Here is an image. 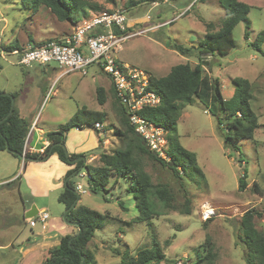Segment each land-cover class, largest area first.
Segmentation results:
<instances>
[{"label":"rangeland","instance_id":"374dc122","mask_svg":"<svg viewBox=\"0 0 264 264\" xmlns=\"http://www.w3.org/2000/svg\"><path fill=\"white\" fill-rule=\"evenodd\" d=\"M85 1L88 4L84 10L86 17L83 16L85 18L80 22L103 10L120 9L126 12V22L134 30L147 26V33L133 36L123 43L117 57L122 62L147 69L156 77L166 75L172 66L179 63L189 62L195 66L200 60L197 49L191 56H184L173 49L172 44L197 46L209 30L206 22H212V29L218 30L225 16L220 0H136L138 5L130 9L125 4L129 0ZM242 1L251 6L248 13L250 39L244 36L246 23L239 22L233 30L236 47L226 56L202 55V60L206 62L205 73L221 80L226 98L235 92L233 77H245L252 82L250 104L258 114L261 126L255 130L253 138L240 142V153L226 144L217 118L207 111L204 104L199 100L186 104L177 121L179 140L185 148L196 153L205 178L194 175L182 181L159 161L144 157V168L154 184L170 186L175 206L167 209L158 197L153 196L155 208L165 213L155 215L149 222L133 221L138 210L134 194L129 190V177L116 179L113 176L106 192H94L87 177L82 176L86 169H80L81 172L73 179L75 184L81 183L87 190L80 193L81 203L110 214L88 244L97 264H119L121 257L115 250L123 252L128 246L135 255L139 249L152 246L154 240L159 241L172 264L195 261L207 255L209 249L213 252L212 258H205L201 264H246L245 246L239 234L241 218L247 210L257 212L254 224L264 232V54L249 44L264 31V0ZM74 26L71 22L59 21L44 5L31 11L22 9L20 0H0V46L14 41L24 47L29 44L38 46L64 37L73 31ZM261 46L264 49V42ZM2 64L0 91L15 94L17 107H22L21 111L31 125L26 149L30 145L34 124L61 128L82 106L105 110L108 129L104 147L88 148L85 155L98 156L103 151L112 152L126 147L127 143L119 140L115 133L125 126L112 91L113 81L101 68L94 65L82 74L79 71L63 73L56 61L44 65L36 63L33 67L6 65L9 63L4 60ZM99 86L106 94L102 104L98 101ZM96 130L85 129L87 141L89 137L97 136ZM68 148L66 146L71 153ZM25 161L24 155L20 157L7 150L0 151V264H42L48 248L40 244L43 240L36 239L49 232L51 222L55 225L65 222L63 214L66 208L58 195L37 198L31 191L20 188L21 181L26 183L25 178L24 181L23 177L19 178L26 166ZM92 161L90 163L94 165L101 164L99 156ZM245 171L247 185L244 190H239V180ZM255 183L262 193L256 190ZM188 191L191 197L189 213L184 211ZM31 202L37 203L39 209L42 202L50 206L46 210L50 219L45 227L37 219L34 220L35 225L27 220L23 205L25 203L28 207ZM206 206L214 208L215 214L204 220L201 212ZM33 244H40V250L35 248L27 254L24 245L29 247Z\"/></svg>","mask_w":264,"mask_h":264},{"label":"trees","instance_id":"16d2710c","mask_svg":"<svg viewBox=\"0 0 264 264\" xmlns=\"http://www.w3.org/2000/svg\"><path fill=\"white\" fill-rule=\"evenodd\" d=\"M22 9L34 11L38 6L44 5L56 16L59 21H68L77 24L86 16L85 7L88 5L85 0H20ZM126 6L130 9L138 5V1L129 0ZM220 4L225 8V16L218 30L212 29V22H206L209 30L205 36L199 40L197 46H184L180 43L172 44V48L184 56H191L197 49L199 62L192 66L189 62L179 63L171 67L170 71L163 76L152 75L149 88L161 96V102L155 106L145 105L138 113L147 121L155 125L165 127L168 146L167 154L170 160L163 158L156 152L150 150L146 142L137 134L135 126L130 122L129 114L125 106L116 95L114 84L112 91L119 103L118 111L121 115V122L125 126L123 129L115 130L118 139L126 142L125 148H118L112 152L103 151L99 154L100 165H94L84 160L85 152H68L66 149V134L72 128L93 129L96 122L104 124L103 130H96L98 147H104V142L108 138L107 127L105 125L107 113L105 110L89 109L82 106L77 109L72 119L61 128L52 131L54 137L49 145L42 152H31L26 149V140L30 132V124L27 119L20 115L17 104L13 99L14 93L0 91V151L7 150L15 156H23L27 160H43L51 151L69 165H74L64 175L63 190L59 193L58 199L65 208H70L66 219L74 225L73 232L61 236L59 243L52 245L45 253L42 264H97L94 252L88 247L93 239L96 229L104 226L109 213H102L92 209L80 202L81 196L76 190V184L70 174L83 166L87 172V179L90 189L94 192L108 190L113 176L116 179L129 177V190L133 192L137 216L133 221L149 222L155 215L164 214L155 208L156 196L162 201L167 209L174 208L173 194L170 186L165 184H154L150 173L144 168V157L159 161L163 166L168 167L176 177L185 181L184 178H191L194 175L204 177L205 174L197 162L194 151L185 148L179 140L177 121L181 115L183 107L188 103L199 100L204 104L211 115H214L223 131L226 144L239 151L240 142L244 139L254 137V132L261 126L258 122V114L252 109L250 100L253 97L252 82L245 77L236 76L231 79L235 86L234 94L226 98L222 92L221 80L216 76H209L205 73L202 55L226 56L236 47L233 37V30L239 22L244 21L245 38L250 39V23L248 13L251 6L242 0H220ZM125 8L129 10L127 7ZM85 16V17H83ZM83 17V18H82ZM145 24V23H144ZM150 25V24H149ZM60 39V38H59ZM264 42V31H261L255 39L249 43L251 47L258 49L264 54L262 43ZM17 41L0 46L5 49L19 47ZM203 61V62H202ZM2 58L0 57V70L2 69ZM98 101L105 102L106 94L104 88H97ZM51 132L48 133V135ZM77 158H81L77 161ZM239 160H242L240 158ZM20 177V176H19ZM246 171L240 177L238 189L244 190L246 181ZM256 190L261 192L260 186L255 183ZM186 191V190H185ZM262 192H264L262 190ZM261 192V193H262ZM191 197L189 191L185 203V212H190L189 203ZM257 212L247 210L240 223L239 239L245 246L244 258L246 264H264V232L257 229L254 224V216ZM121 257L119 264H172L168 260L158 240H154L153 245L144 247L132 254L127 246L122 252L115 250ZM213 252L208 250V254L200 256L195 261L187 264H201L205 258L211 259ZM82 257L84 260L82 262Z\"/></svg>","mask_w":264,"mask_h":264},{"label":"built area","instance_id":"2783aa9c","mask_svg":"<svg viewBox=\"0 0 264 264\" xmlns=\"http://www.w3.org/2000/svg\"><path fill=\"white\" fill-rule=\"evenodd\" d=\"M126 21L123 10H103L77 23L71 33L60 39H51L38 46L29 44L11 50L1 49L0 56L5 62L24 67L56 61L63 73L79 71L86 74L91 66H98L111 76L116 95L127 109L137 134L144 138L150 150L170 160L166 151L168 130L147 121L138 113L145 105L155 106L161 102V96L149 88L152 74L117 57L127 39L145 34L149 29L143 26L134 30ZM94 126L97 130L104 129V124L99 121ZM82 176H87V173L83 171ZM76 188L80 193L87 191L81 183ZM201 214L206 220L215 214V210L206 206ZM35 219L45 227L49 213L40 210L35 217H27L31 225L36 224Z\"/></svg>","mask_w":264,"mask_h":264},{"label":"crops","instance_id":"0c3cea01","mask_svg":"<svg viewBox=\"0 0 264 264\" xmlns=\"http://www.w3.org/2000/svg\"><path fill=\"white\" fill-rule=\"evenodd\" d=\"M11 43H14V42H11ZM6 65H11V64L9 63ZM33 66L34 65L30 67H33ZM15 103L17 104L16 98H15ZM18 108H19L18 110H19L20 115L26 118L21 111L22 107L20 106ZM55 130H57V128H54V127L45 128L44 126H39L37 124L36 125L34 124V127L32 129V134L30 135V139H29L30 145L29 147L27 145V150L31 152L43 151L50 143L47 137L48 133L55 131ZM87 136L88 134H87V131H85V129H78L77 127H75L74 129L68 131L66 134V142H65L66 146L69 147L68 149H70L71 152H76V153L84 152L88 148L97 147L98 146L97 136L94 135V136L89 137L90 138L89 141L86 140ZM83 140L86 143L83 142ZM2 156H5V155H2ZM98 156L95 154L94 155L89 154L86 156V159L88 162H91L92 160L94 161L95 159H97ZM25 165L26 166L24 168V171L23 173L19 175L20 176L19 178L21 179L23 177V181L25 178L26 183H23L20 180L21 181L20 188L22 187L24 191H27V192L31 191V194L37 198L45 197L51 194H55L54 197L59 195V193L64 188V180H63L64 175L67 173L69 169L73 168L74 166V165H69L65 163L56 154L47 156L43 160H28V162L25 163ZM20 170L21 168H19V173H20ZM20 188H19V192H20ZM20 195L22 197V191L20 192ZM50 199L52 198L50 197ZM80 202H81V199H80ZM45 203L46 202H42L43 206L42 208L40 207V209L37 207V203L35 202L34 203L31 202L28 207L24 203L23 209H24L25 215L27 212H31L35 208L37 209L36 213L40 210L46 211L48 208L50 209V206L46 205ZM49 219H50V215H49ZM51 223H52V226L50 227L49 232L36 239L37 241L43 240L40 244H42L43 246H47V248L59 243L62 235L73 232V229H74V225L69 224L66 221L58 225H55L54 222H51ZM29 241H32V240H29ZM33 241L35 240L33 239ZM24 246H25L24 250H26L25 252L27 254L29 252H32V250H35V248L40 250L39 246H36L34 244L29 247H27L26 245ZM38 257H39V254H38Z\"/></svg>","mask_w":264,"mask_h":264},{"label":"water","instance_id":"95a60500","mask_svg":"<svg viewBox=\"0 0 264 264\" xmlns=\"http://www.w3.org/2000/svg\"><path fill=\"white\" fill-rule=\"evenodd\" d=\"M13 101H14V103H15V99H13ZM53 137H54V133L51 132V133L48 135V141H49V142L52 141ZM141 139L144 140L143 137H141ZM50 154H51V151H50V153L48 154V156H50ZM24 158H25V157H24ZM83 158H84V160H86V157H85V156H84ZM25 159H26V158H25ZM80 159H81V158H77L76 160L79 161ZM30 160H34V159H30ZM82 168H83V166L80 167V169H82ZM76 173H77V170H75L74 172H72V173L70 174L69 178H70V177H73ZM65 184H66V182H65ZM74 205H75V203H74L70 208L66 209V211H65L64 214H63V218H64V220H65L67 223L72 224V225H76V223H72V222L68 221V220L66 219V217H67V213H68V211H69ZM36 211H37V209L35 208V209H34L33 211H31V212H27V213H26V216H27V217H32V216H34V215L36 214ZM83 260H84V257H82V262H83Z\"/></svg>","mask_w":264,"mask_h":264},{"label":"clouds","instance_id":"9594fccd","mask_svg":"<svg viewBox=\"0 0 264 264\" xmlns=\"http://www.w3.org/2000/svg\"><path fill=\"white\" fill-rule=\"evenodd\" d=\"M79 22H80V21H79ZM79 22H78V23H79ZM75 25H76V24H75ZM71 32H72V31H71ZM71 32H70V33H71ZM68 34H69V33H68ZM0 41H2V40L0 39ZM19 47H24V46L20 44ZM14 48H15V47H14ZM1 49H5V48L2 47ZM12 49H13V48H12ZM6 50H8V49H6ZM10 50H11V49H10ZM0 57H1V56H0ZM2 60H3V59H2ZM7 63H8V62H7ZM126 63H127V62H126ZM10 64H11V63H10ZM34 64H36V63H34ZM34 64H33V65H34ZM146 70H147V69H146ZM149 72H150V71H149ZM150 73H151V72H150ZM151 74H152V73H151ZM152 75H153V74H152ZM207 111H208V110H207ZM29 133H30V132H29ZM28 136H29V134H28ZM140 137H142V136H140ZM27 138H28V137H27ZM26 142H27V140H26ZM43 151H44V150H43ZM41 152H42V151H41ZM86 160H87V159H86ZM87 162H88V161H87ZM83 168H84V167H83ZM84 171L86 172V170H84ZM82 172H83V171H82ZM86 173H87V172H86ZM76 174H77V173H76ZM76 174H75V175H76ZM86 177H87V176H86ZM64 184H65V182H64ZM77 184H78V183H76V186H77ZM76 190H77V188H76ZM77 192L79 193V195H81L80 192H79L78 190H77ZM204 208H205V207H204ZM204 208H203V209H204ZM37 213H38V212H37ZM37 213H36V214H37ZM36 214L34 215V217L36 216ZM26 217H27V216H26ZM32 217H33V216H32ZM210 218H211V217H210ZM206 220H207V219H206Z\"/></svg>","mask_w":264,"mask_h":264}]
</instances>
